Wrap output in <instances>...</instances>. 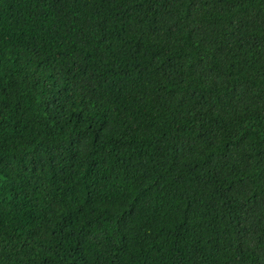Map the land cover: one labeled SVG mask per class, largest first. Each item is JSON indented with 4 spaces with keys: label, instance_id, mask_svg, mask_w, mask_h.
Masks as SVG:
<instances>
[{
    "label": "trees",
    "instance_id": "1",
    "mask_svg": "<svg viewBox=\"0 0 264 264\" xmlns=\"http://www.w3.org/2000/svg\"><path fill=\"white\" fill-rule=\"evenodd\" d=\"M0 264H264V0H0Z\"/></svg>",
    "mask_w": 264,
    "mask_h": 264
}]
</instances>
